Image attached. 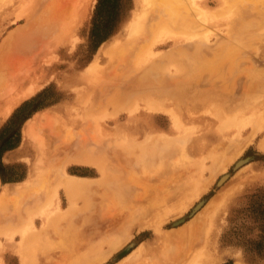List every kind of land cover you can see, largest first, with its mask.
Listing matches in <instances>:
<instances>
[{"label":"rangeland","instance_id":"374dc122","mask_svg":"<svg viewBox=\"0 0 264 264\" xmlns=\"http://www.w3.org/2000/svg\"><path fill=\"white\" fill-rule=\"evenodd\" d=\"M97 1L86 0L85 14H82V18L77 22L78 25H74V27L77 26L73 27V36L70 35L71 40L68 35L61 38L54 34L55 32L47 29L44 31L45 27L36 30V34L42 39L47 35L51 36H49L50 39L52 38L48 48L45 46L46 51L42 47L43 53L46 52V54L41 51L43 55L39 54L42 56L37 57V64H34L36 63L35 59L31 61L33 63L30 62L33 64L31 71L37 75L33 73V78H29L23 85L14 84L16 82L12 83L11 80L4 84L0 81V128L15 109L26 100L38 96L37 102L45 104L25 121L20 145L4 154L3 159L6 164H22L19 170L26 171L27 175L24 180L17 182L3 183L0 178V264H264V261L251 262L245 257L243 248L223 242V234L231 228V219L237 214H240V220L245 223L244 232L248 237L260 234L258 228L250 230V227L254 226L250 221L253 215V204L256 207L259 203L264 204V149L262 148L264 147V129L258 131V127L256 131L255 128L254 133V128L249 125L241 132H238L236 127L220 131L221 121L213 115L215 108L217 111L220 107L221 110H226L224 113L230 119V115L238 114L237 106H240L243 111H240L239 114L244 113V116H247L254 110L255 105L264 102V90L263 93L257 91L258 94H255L257 96L255 98L253 92L256 93V91L250 92L251 89H249L246 90L248 92H245L243 88L248 85L246 81L249 84L255 82L254 74L259 76L264 84V73L262 74L264 71V17L260 16L261 12L264 16L263 0H249L248 5L251 8L249 7L247 10L251 11H247V16L251 18V22L246 24L247 28H244V19L242 21L241 17L237 19L239 14L231 10L232 12L228 15L231 16L230 21L234 22L232 23L233 31L228 28L229 25L232 29L233 25H230L231 22L229 23L226 15L227 17H217L209 25L212 32L210 31L207 36L200 33L201 36L198 39L195 36L192 37L196 40H193L194 46L196 45L194 54L198 52L197 54H203L202 57L205 58L202 59L195 54L198 56L194 63L195 66L193 60L192 63L190 62L191 64L188 63L189 60L187 61L184 55H181L177 61L171 62L173 64L171 73L175 78H180L183 81L194 79L199 73L205 80L214 78L215 72H211L212 70H209L206 63H223L231 68L235 62L233 71L229 69V72H224L228 83L229 81L230 83L234 82V86L237 83L236 87L230 84L227 88L234 87L235 90L230 88L231 91H229L225 88L226 86L223 89L229 93L236 91L237 95L234 92L231 94L239 96L240 99L237 98V102L230 105L222 102L220 96L226 98L229 96V93H223L224 91L223 95L220 92V94L214 95L215 97L206 99V105L200 102H193V104L179 100L165 102L167 108L173 107L185 123L195 128L191 132L190 138L185 140L189 151L182 150V144L177 139L181 132L174 127L172 118L165 112L148 110L141 101L138 108L134 109L135 106L131 108L133 109L131 112L117 114L116 111H112V107L109 108V111H105L106 113L102 112L99 121L100 128L96 129L91 120L90 126L92 125L93 129L90 127L89 132L93 134L96 130L98 139L100 137V140H95L96 144L93 140L88 144V148L92 145L90 149H96L94 153L91 152L93 157L90 155L92 157L90 161L94 160L97 163L91 164L82 161V159L87 160L88 158L85 157V159L84 155H81L82 137L79 129L88 122L85 117L88 106L85 107L86 94L83 91L89 86L87 85L89 82L85 78V80L82 79L83 75L81 74L86 75L89 65L97 61V57L103 64L108 61L101 51L113 40L122 36L125 24L131 17L133 9L141 10L142 8L137 0H132L133 8L119 30L97 48H93L90 44V28ZM218 3V0H207V6L213 10L219 7L220 3ZM16 5H18L17 0L13 4L0 3V47L6 37H10L8 35L11 34L10 32H14L15 28L19 29L25 24L24 20V22L15 23L12 20H1ZM218 22L220 23L218 24ZM238 26L241 28H237ZM41 28L42 30H40ZM195 33L197 34L196 31ZM34 35L31 43H33V37L34 39L37 37ZM193 35L195 34L193 33ZM210 35L211 37H209ZM230 35H233V38ZM205 36L208 38L206 39ZM57 37H59L57 42L53 43L55 42L53 39ZM229 38L237 42V44L235 43L236 47ZM32 45H36L35 48L32 47L33 51L39 47L37 43ZM171 45L172 43L160 47L158 51H163ZM231 45L234 47L233 49ZM226 46L231 53H233L232 50L234 54L237 52L236 58L226 56V52L229 50ZM235 48L239 50L236 51ZM11 49L12 47L7 49L10 52L9 55L14 54L15 51L11 52L12 50L22 52L20 55H23L25 51V49ZM26 51L29 54L32 52L29 51V47L26 48ZM234 54L233 56H235ZM239 55L244 57H239ZM8 58L9 60L11 58L10 61L14 59L11 55L2 59L4 65L1 60V67H6L5 64H9L7 63ZM184 59L185 61H183ZM232 59L233 62H231ZM9 60L8 62H10ZM15 61L13 60L11 64L17 66L19 61ZM30 63L27 64L30 65ZM11 64H9L10 67ZM29 65H25V67ZM22 66L20 67L24 70H22V75H30L32 65L26 69ZM143 66L145 69L142 68ZM143 66L140 67L141 71L140 68L136 70L139 75L148 68H146L147 64ZM134 67L132 64L128 71L130 73L128 77L133 75L131 73H133ZM243 67H249V72L244 68L247 72L246 75L244 71V76L242 74ZM157 68L161 72L163 71V68ZM157 68L149 70L151 73L148 71L151 76L147 72L148 75H146L150 80L146 75L145 79L147 78L149 81L155 79L152 82L158 83L164 76L169 78V75L167 73L165 75L163 72L164 76H158L160 78L157 79L158 74H153ZM191 68L192 70L188 72L187 70ZM255 68L260 70L259 73H256ZM28 69L29 71H27ZM138 72L136 73L138 74ZM259 74H262L261 77ZM153 75L157 78H154ZM224 76L220 77L221 80H219V76H216L221 81V83L216 81L217 84H220V90ZM202 82L204 83L200 84L201 87L207 88V82L204 80ZM16 85L17 88H15ZM28 86H34L33 93L20 96L19 93L30 88ZM3 90L4 92H2ZM248 95L251 96H249L251 100L249 97L247 98ZM15 96H18V100H16L18 102L14 101ZM81 97L84 99H80ZM10 100L16 103L13 106L12 102L13 110L11 112L7 109H11ZM212 102L215 104L211 105ZM234 104L235 106H233ZM211 107L214 109L212 110ZM257 108L262 111L264 106ZM31 125L34 127L30 131ZM69 131L72 134L69 135ZM162 135L169 139L162 140L164 139L161 137ZM149 142L155 144L150 146ZM217 142H220L222 146L214 148L213 146L217 145ZM222 157L228 159L223 167L208 168L215 158ZM92 163L95 162L92 161ZM123 172L133 175L134 178L132 177L131 180L134 179L136 183L126 177L127 174ZM117 173L124 174L122 179L125 181L119 183V180L116 181L118 184H115L114 177ZM66 175L86 183L84 188L81 186V190L84 191L79 190V194L75 193V197L72 199L63 188H59V198L53 196L59 182L63 181L62 179ZM46 177L47 179H45ZM112 178H114V183ZM145 179L148 183L153 181L154 183H150L152 186H149L150 184ZM151 179L152 181H150ZM125 182L128 183L125 184ZM145 182L149 186L148 189L154 187L155 190L149 189L147 193L144 190ZM105 187L116 192V203H114L115 200L112 202L110 199H105V203L107 202L109 205L103 203L100 192L106 189ZM143 191L147 194L145 195ZM162 191L163 193H161ZM156 194L158 195L156 196ZM48 198L53 199L50 202ZM129 204L130 206H128ZM109 206L111 211L108 210ZM237 210L239 212H236Z\"/></svg>","mask_w":264,"mask_h":264},{"label":"bare ground","instance_id":"6f19581e","mask_svg":"<svg viewBox=\"0 0 264 264\" xmlns=\"http://www.w3.org/2000/svg\"><path fill=\"white\" fill-rule=\"evenodd\" d=\"M218 1L220 3L219 7H217L215 10H213L210 7L207 6V0H137V2H139V4L142 5L141 10L133 9L131 17L129 18V20L125 24V27H124L125 31H123L122 36H119V38L113 40L112 43H110L108 46L104 47V49L101 51V53H103L105 55V57L108 58L107 59L108 61H106L105 64H103L99 60V57H97L98 60L95 61L94 63L92 62V64L89 65V67L87 69V72H86V75L81 74V75H83V77L81 76L82 79L85 78L86 81L89 82V84H87V85H89L88 86L89 88L86 87V89H84V91H83L86 94V98L84 100V104H85V107L88 106V108L86 107L87 111L85 112V117H87L86 121H88V122L84 123L83 124L84 125L83 128L81 126V128L79 129L81 137H82V149H81L82 154L81 155H84V158L85 157L88 158L87 160H89V161L83 160V159H82V161H86L87 163L89 162L91 164H96L97 163L96 161H94L92 159L91 160L93 162H95V163H92V161H90V158L93 157L91 152L94 153V150L96 151V149H92V148L90 149V147H92V145L88 148V146H89L88 144L90 143L91 140H93V141H95L96 139L100 140V137L98 139V135L96 134V132H97L96 130H94V132L97 135V137L95 136L94 132H93V134L91 132H89L90 127L92 126V125L90 126V123H92L91 120L94 122V125L96 126V129L100 128L99 127L100 126L99 121H100V114L102 112L106 113L105 111H107V110L109 111L110 107H112V111L113 110L116 111L117 114H121L122 112H126V111L131 112V110H133L131 108H133V106H135L134 109L138 108L137 106H139L141 101L144 103V105H145L144 107L148 108V110L159 111V112L162 111V112L167 113V115H169L170 118H172L171 120L173 122L174 127L178 131L181 132V134L179 136H177V139L180 141L179 143L182 144V146H181L182 150L183 151H189L187 149V147H186L185 140L186 139L188 140L190 138V136L192 134L191 132L194 131L195 128L193 126L188 125L187 123H185L184 120L182 119V117L179 115V113L175 109H173V107L167 108L165 106V102H167V101L168 102H172L174 100H179V101L192 102V103L193 102H195V103L196 102L205 103L206 99L212 98L214 95H217V93L220 94V92H221V94H222L223 91H224L223 93H229V92H225L227 90H224V89L225 88L228 89L227 86L230 85V84H233V86H234V82L230 83V81H229V83H228V81L226 80V78L224 76V74H225L224 72H226V71L229 72V69L230 70L234 69L235 67L233 68V66H234L235 62H233V59H232L231 62H233V64H232L231 68L228 65H224L223 63H221V64H218L217 62H212V63H209V64L206 63L208 65V67H209V70H212L211 72H215L214 74H216V76H219L218 77L219 80H221L220 77L224 76V79L222 78V84H221L222 89L221 90H220V86H219L220 84L216 83V81L218 80V78L216 76H214V78L212 77V78H209L208 80H205V79H203L202 75L200 76L201 73H199L197 77L195 76L196 78L193 76L194 79H187V80L183 81L180 78L179 79L175 78L173 76V74L171 73L172 72V70H171L172 66L171 65H173L171 62L177 61V59H179V57L181 55H184V57L187 59V61L189 60L188 63H190V62L192 63V60H193V64L196 63V57H198V56L200 58H202V59H205L204 57H202L203 54H201V55H200V53L197 54L198 52L195 53L198 56L194 54V52H196V51H194V47L196 45L194 46V41L193 40H195V39H192V37L195 36V38L198 39V37L201 36L200 33H202V34H204L206 36L208 34H210V31L212 32V30H210L209 25L212 24L217 17H223V16H226V15L229 17V15H230L229 13H231L234 10V12L236 14H239V15H237V19H238V17L239 18L241 17V21L244 19L243 22L245 23L244 24L245 27L243 25H240V24H239V26H241V27L243 26L244 28H247L246 24L248 25L251 22V18H249V16H247V11L248 12L251 11V10H247L250 7L248 5L249 4V0H218ZM17 2H18V5H16V7H13L12 11H10L6 16H4L3 19L1 18V20L2 21L3 20H10V21L12 20V22H14V23L24 20L25 24L22 27L20 26V28H21V29L19 28L20 30L18 28H15L16 30L14 29V32L12 31L13 33L10 32L11 34H8V35H10V37H6V39L4 40L3 44L0 47V61L2 59L7 58L8 56L11 55V56H13L14 59L13 58L12 59L14 61L15 60L19 61L18 62L19 64H17V66L15 64L12 65L11 63H12L13 60L10 61L11 58H10V60L8 58V60L10 62H8V60H7V63L11 64V67H10L9 64H7L8 67L5 64V66L8 68V70H7L6 67H4V66L1 67L0 66L1 67V69H0V81H2V83L4 84L5 82H9L11 80L12 83L16 82L14 84L23 85V84L26 83V81L29 78H31V77L33 78L32 75H33L34 72L31 71L32 68H33V64H31V63H33V62H31V61L35 59L34 61L36 62L37 57L39 56L41 51L43 53L42 47H43V49H45V46H47V48H48V44L52 41L51 40L52 38L50 39V37H51L50 35H49L50 37L48 35L45 36L47 39L46 38L42 39L41 36L39 37L36 34V32H37L36 30L38 28H40V27H45L44 31L47 29V30H50L52 32H55L54 34L60 36L61 38H63L65 35L73 36V34H72L73 27H74L75 24H77V22L80 20V18H82L81 16L84 13L85 8H87V7H85L86 6L85 4H87V2H86V0H47V1L46 0H17ZM262 2H264V0ZM0 3H6V4L12 3L13 4V3H15V0H0ZM250 16H252V14H250ZM257 16H258V14H257ZM260 16L262 18L264 17L262 12H261ZM228 17H227V19H228V21L230 23L231 22L230 21V19H231L230 17L231 16L229 18ZM234 18H233V20H235ZM235 21H237V20H235ZM243 22H241V23L243 24ZM219 23L220 22H218V24ZM229 23L227 22V24H229ZM232 23H234V22H231L230 25H233ZM216 25H217V23H216ZM235 25H237L236 22H235ZM239 26L237 28H241ZM228 28L233 31L234 25H233L232 29L230 28L229 25H228ZM40 30H42V28ZM44 31H42V32H44ZM195 31L197 32V34L198 33L199 34L197 35L195 33ZM33 33L37 37L35 38L36 40L33 37V43H31L32 42V36L34 35ZM46 33H47V31H46ZM193 33L195 35H193ZM39 35H41V34H39ZM71 36L68 37L69 40H71L70 39V38H72ZM230 36H231V38H233V35H230ZM202 37H203V35H202ZM209 37H211V35ZM58 38L59 37L53 39L55 41L53 43H56L57 42L56 40ZM207 38L208 37H206V39ZM229 40H230V38H229ZM231 40L230 41L232 43H234V45H235V43L237 44L236 41L234 42V39H231ZM63 41H65V39H63ZM34 43H37V46H39V47H37L33 51L32 47H34V48L36 47V45H32ZM61 43H62V41H61ZM61 43H60V45H61ZM170 43H172V45L169 48H166L163 51H158V49L160 47L162 48L163 46H166V45H168ZM232 45H231L232 49L234 47H236V45L234 47ZM10 47H12V49H17V50H20V49L24 50L25 49V51H26V48L28 49V47H29V51L31 50L32 52L30 51L31 53L29 54V52H27L28 51L27 50L26 54H25V51H24V54L20 55L22 52L11 49L12 50L11 52L15 51L17 53L14 52L13 55L12 54L9 55L8 53H10V52L7 51V49H9ZM241 48L243 49V47H241ZM23 50H21V51H23ZM46 50L47 49H45V51ZM192 50H193V52H192ZM234 50H236V48ZM238 50H236V51H238ZM201 51H202V49H201ZM232 52L233 53H231L230 49L227 50L226 56L227 57L232 56L233 58H236L235 54H237V52H235V54H234L233 50H232ZM17 54H19L20 56L17 55ZM43 54H46V52L43 53ZM233 54L235 56H233ZM42 55H40L39 57H41ZM240 56L242 57L243 55H239V57ZM240 59H239V61H241ZM183 61H185V59ZM202 61H204V60H202ZM234 61H237V59H234ZM21 62L23 64V66H22ZM26 62L27 63L31 62L30 65H32V67H30L31 74L28 75V76H27V74H26V76L22 75V72L24 70L20 69L21 66L25 67V65H29ZM205 62H206V60H205ZM15 63H16V61H15ZM2 64L4 65L3 60H2ZM2 64L0 62V65H2ZM34 64H37V62L34 63ZM132 64L136 67V69H135V67H134V69H132V70L135 71V74H134V71H133V73H131V74H133L134 76L130 75V77H128L129 74H130L128 71L131 68ZM145 64L148 65V66H146V68L147 67L148 68L146 70H143L142 73L139 75V72L136 71V70H138L140 67H142ZM193 64H192V66H193ZM29 66H27V67L29 68ZM194 66H195V64H194ZM27 67H25V69ZM34 67H37V66H34ZM155 67L156 68L157 67L163 68V71L161 72V70L157 68V70L155 72H158V73L154 72L153 73L154 75L158 74L157 77L158 76H162L163 77L164 76L163 72H164V74L167 73L169 75V78L164 76L162 78V80L160 79V81L158 83H153L152 82L155 79L149 81L150 79L147 76L148 75L147 72L149 70H153ZM208 67H206V68H208ZM225 67H227L228 69H226ZM142 68L145 69V66H143ZM142 68H140L139 70L141 71ZM196 68H197V65H196ZM244 68L245 67H243V70H242L243 71V73H242L243 76H244V71L246 72V70H248L249 67L245 68L246 70H244ZM201 69H203V68L201 67ZM238 69H236V70H238ZM259 69H260V67H259ZM191 70H192V68L188 69L187 71L190 72ZM4 71H5L6 74H8L7 76H9V77L6 76V78H8V79L5 78L6 74L4 73ZM27 71H29V69ZM33 71H36V70H33ZM239 71H241V70H239ZM255 71H256V73H259L260 70L255 68ZM136 72H138V74ZM216 72H218V73H216ZM248 72H249V70H248ZM150 73H149V75H150ZM195 73H196V71H195ZM202 73H203V71H202ZM263 73H264V71L262 72V74ZM19 74H21L20 76H22V77H20ZM159 74H161V75H159ZM167 74H165V75H167ZM248 74H250V73H248ZM262 74H259L260 77H261ZM35 75H37V74H35ZM145 75L147 76V78L149 80L147 78L145 79ZM246 75H247V72H246ZM254 76L258 77V78L255 77V79H254L255 82L252 80L253 82L251 84H249V82L246 81L248 83V85L245 84V83L244 84L247 85V87L245 86L247 89L245 87H243V86L242 87L245 89L244 90L245 92H248L246 90H249V89H251L250 92H253V90L256 91V93L253 92V94H254V96L256 98L257 96L255 94H258L257 91L259 93H263L262 91L264 90V84L260 80L259 76L255 75V74H254ZM155 77L156 76H154V78ZM246 77L250 79V77H248V76H246ZM150 78H152V77H150ZM159 78L160 77H158L157 79H159ZM201 80L202 81L204 80V81L207 82V84H208L207 88L201 87L200 84L204 83ZM223 80H225L226 82L224 81L225 82L224 83ZM218 83H221V81H219ZM17 85L15 86V88H17ZM236 85H237V83H236ZM236 85L234 87H236ZM7 86H5V87H7ZM3 87H4V85H3ZM234 87H232V88H234ZM28 88H29L28 90L26 88V91L24 90L21 93L18 92L20 94V96L22 94L26 95L28 93H30V94L33 93V91L35 89L34 86L33 87L28 86ZM83 88H85V87H83ZM230 88L228 89L229 91H231ZM234 90H235V88H234ZM2 92H4V90ZM233 92H230L229 96L232 95L231 93H233ZM242 92H243V90H242ZM15 93H16V91H15ZM234 93H235V95H237L236 91ZM237 93H239V92H237ZM1 94H3V93H1ZM81 94H83V93H81ZM241 94L242 93H240V95ZM3 95H5V94H3ZM233 95L230 96V97L227 96V98L225 96H224L225 98L223 96H220L221 97V101L224 102V103L225 102L229 103L228 105L233 104L237 100V98L239 97V96L237 97V96H235V95L233 96ZM250 95H248L247 98ZM18 96L17 97L15 96L16 99L13 98L15 102H18V101H16V100H18ZM25 97H27V96H25ZM220 97H218V98H220ZM82 98L83 97H81L80 99H82ZM245 98H246V96H245ZM245 98H244V100H245ZM247 98H246V100H248ZM20 99L21 98L19 97V100ZM238 99H240V98H238ZM250 100H251V98H250ZM260 100H257V101H260ZM10 101H11L10 105L14 103L13 106H15L16 103L14 101H12V100H10ZM239 102L241 103L242 101L240 100ZM239 102H238V104H239ZM213 103L214 102H212L211 105ZM255 103H256V101H255ZM178 104H179V102H178ZM247 104L249 105V103H247ZM205 105H206V103H205ZM216 105L214 106V108L216 107ZM7 106H9V105H7ZM13 106L11 105L10 106L11 109L10 108H7V109H9V111L11 112L13 110ZM233 106H235V104ZM250 106L253 107V105H250ZM260 106H264V102L261 103V104L255 105L254 110L251 111V113L249 115H247V116L246 115L244 116V113H240L239 114L240 111L241 112L243 111V108L240 107V106H237V108H238L237 109V113L238 114H235L233 112L234 115H232V116L230 115V119H229L228 115H226V113H224L226 110L225 111L223 109L221 110L220 107H219L220 109L218 108L217 111H216V108H215V112H213L214 114L213 113L212 114L215 115L217 117V119H219V121H221L220 122V126H219L220 127V131L222 129L225 130V129H230L231 127H236L238 129V132H241V130H243L244 128H246L249 125H251V127L254 128L253 132L255 133V128H256V131H257L258 127H259L258 131H259V129H264V109L263 110L261 109L262 111H260V109L257 108V107H260ZM224 107H225V105H224ZM211 108H212V110L214 109L213 107H211ZM228 110H230V109H228ZM205 111H207V110H205ZM205 111H203V112L205 113ZM84 122H85V119H84ZM32 127H34V126L31 125L29 127L30 131H31ZM91 128L93 129V127H91ZM70 131H69V135L72 134V133H70ZM238 135H239V133H238ZM161 137L162 138L164 137V139L161 138L162 140H166V139L168 140L169 139V138H166L167 136L165 137V135L164 136L162 135ZM154 139H156V138H154ZM93 141H92V143H93ZM96 141L94 142L95 144H96ZM156 141H157V139H156ZM156 141H154V142H156ZM152 142H151V144L149 142L148 145L150 144V146H151L152 144H155V143H152ZM170 142H171V140H170ZM221 146H222V144L220 142H217V145H214L213 147L215 148V147H221ZM262 148L264 149V147H262ZM174 152H176V151H174ZM88 153H90V154H88ZM224 156H226V155H224ZM209 157H211V156H209ZM227 160L228 159H226L224 157L215 158L213 160L212 164L209 165L208 168L209 169H214L217 166L218 167H223L226 164ZM204 161H201V162L203 163ZM201 165H203V164H201ZM99 168H101V167H99ZM40 172H42V171H40ZM119 173H117L116 177H114V178H115V182L120 180L119 181V183H120L122 181H125V180L122 179V176H124V174H127V173L123 172L124 173L123 175L122 174L119 175ZM120 176H121V178H120ZM125 176L130 178V180H131L132 177L134 178V176L133 175L131 176V174H129V175L127 174ZM67 177H69V178H67ZM114 178L111 179L112 182L114 181L113 180ZM149 178H150V176H149ZM45 179H47V177ZM62 180L63 181L59 182L58 186L56 187V189H55V191L53 193V196H55V197L59 195V188H63L64 191H66V194L71 196V199H72V197H75V193H77L79 190L82 189L81 186H83V188H84V185H86V183L84 184V182H80L79 179L71 177L69 175L68 176L66 175V177H64V179H62ZM131 181H134V179H132ZM150 181H152V179ZM146 182H147V180H146ZM146 182H145L144 190L146 192L149 189L153 190L154 187H151L149 189L147 188L149 186H152L150 183H152L153 181L150 182V183L147 182L148 184H150L149 186H148V184ZM126 183H128V182H125V184ZM138 183L141 184L140 182H138ZM115 184H118V182H116ZM156 185H158V184H156ZM137 186H138V184H137ZM125 188H127V187H125ZM158 188L160 189V186ZM8 191H9V189H8ZM82 191H84V190H81V192ZM145 191H143V192L145 193ZM100 193H101V195L99 194L100 198L104 201L103 202L104 204L109 205V203H107V202L105 203V199L106 200L110 199L112 202L115 200V193L116 192L112 191L111 189L108 190L106 188L103 191H101ZM147 193H145V195ZM161 193H163V191ZM78 194H79V192H78ZM126 195H128V194H126ZM139 195H140V193H139ZM157 195L158 194H156V196ZM164 195H165V193H164ZM166 196H167V194H166ZM55 197H53V198H55ZM53 198H48V199H50L49 201L51 202V200ZM58 198H59V196H58ZM156 201H158V200H156ZM47 202H48V200H47ZM153 202H152V204H154ZM100 203H102V202H100ZM103 203H102V205H103ZM114 203H116V200H115ZM146 203H148V202L146 201ZM117 205H118V202H117ZM117 205L114 204V206H117ZM110 206H109L108 210H110V208H111ZM128 206H130V204ZM145 211H146V209H145ZM116 213H118V212H116ZM121 214H123V213H121ZM33 223H31V224H33ZM28 235H30V234H28Z\"/></svg>","mask_w":264,"mask_h":264},{"label":"trees","instance_id":"16d2710c","mask_svg":"<svg viewBox=\"0 0 264 264\" xmlns=\"http://www.w3.org/2000/svg\"><path fill=\"white\" fill-rule=\"evenodd\" d=\"M132 8V0H98L91 20V46L97 48L115 34ZM37 101L38 96H35L23 102L0 128V178L3 183L17 182L26 178L27 172L19 170L22 164L8 165L3 158L6 152L20 145L25 121L35 111L45 106L44 103L40 104ZM252 213L250 222L254 226L250 227V230L258 228L260 234L248 237L244 232L245 223L240 220V214H237L231 219V228L223 234V242L243 248L245 257L257 263L264 261V204L259 203L258 207L253 204Z\"/></svg>","mask_w":264,"mask_h":264}]
</instances>
